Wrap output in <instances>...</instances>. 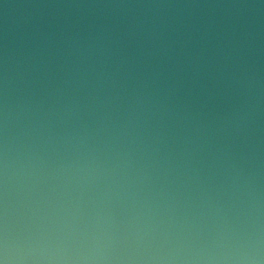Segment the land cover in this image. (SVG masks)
<instances>
[{
	"label": "water",
	"instance_id": "obj_1",
	"mask_svg": "<svg viewBox=\"0 0 264 264\" xmlns=\"http://www.w3.org/2000/svg\"><path fill=\"white\" fill-rule=\"evenodd\" d=\"M0 264H264V0H0Z\"/></svg>",
	"mask_w": 264,
	"mask_h": 264
}]
</instances>
